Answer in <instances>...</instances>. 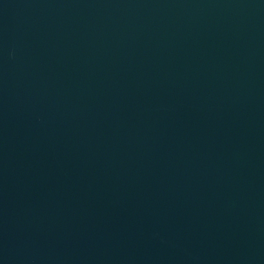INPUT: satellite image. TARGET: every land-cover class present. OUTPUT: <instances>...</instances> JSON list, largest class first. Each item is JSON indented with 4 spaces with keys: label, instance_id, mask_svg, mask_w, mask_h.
Here are the masks:
<instances>
[{
    "label": "water",
    "instance_id": "1",
    "mask_svg": "<svg viewBox=\"0 0 264 264\" xmlns=\"http://www.w3.org/2000/svg\"><path fill=\"white\" fill-rule=\"evenodd\" d=\"M0 264H264V0H0Z\"/></svg>",
    "mask_w": 264,
    "mask_h": 264
}]
</instances>
